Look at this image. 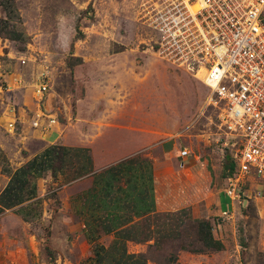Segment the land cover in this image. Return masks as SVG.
<instances>
[{
  "label": "rangeland",
  "instance_id": "1",
  "mask_svg": "<svg viewBox=\"0 0 264 264\" xmlns=\"http://www.w3.org/2000/svg\"><path fill=\"white\" fill-rule=\"evenodd\" d=\"M154 1L0 0V141H5L9 151L14 148L12 140H5L12 135L6 131L14 120L12 113L30 124L39 108L55 119L51 128H58L64 113L69 117L79 107L87 80L102 89L101 101L116 95L115 99L124 100L122 92H127L136 103L137 117L153 124L152 160L159 166L155 196L164 211L154 215V238L165 235L173 225L174 233L182 235L184 249L196 252L200 249L198 228L209 226V218V228L224 244L209 264H264V180H247L237 191V200L229 201L223 195L232 148L218 127L217 111L207 103L208 89L154 53L155 34L145 22V8ZM11 32L19 39H6ZM42 79L47 88L39 99L34 91ZM19 100L24 103L22 110L16 106ZM29 138L34 148L36 138ZM183 148L188 156L199 154L215 166L208 173L210 194L204 192L209 181L207 173L199 172V164L196 169H180L176 156ZM53 154L58 158L54 167L68 170L71 158L63 159L61 148L54 147ZM138 170L144 174L143 167ZM54 195L53 191L45 195L52 207ZM199 200L200 211L194 217L192 206ZM164 220H168L166 226ZM31 234L10 233L9 251L23 259L35 258L31 247L36 239ZM41 234L46 238L49 233ZM60 234L56 233L53 242L68 264V249ZM1 246L0 233V250ZM44 251L52 262V251L47 246ZM157 253L158 248L154 257L164 260Z\"/></svg>",
  "mask_w": 264,
  "mask_h": 264
},
{
  "label": "crops",
  "instance_id": "2",
  "mask_svg": "<svg viewBox=\"0 0 264 264\" xmlns=\"http://www.w3.org/2000/svg\"><path fill=\"white\" fill-rule=\"evenodd\" d=\"M122 93L124 100L115 99L116 95L101 101L102 89L87 80L79 107L69 117L64 113L58 128H51L54 122L46 125L43 121V129L30 128L27 120L17 116L19 130H6L12 135L5 140H12L14 148L9 151L5 141H0V264H64L53 242L56 233H61L63 247L68 249V264H82L87 259L89 264H209L224 250L209 228V218L208 233L218 249L199 240V250L186 251L182 235L174 233L173 225L165 235L154 238V215L164 211L155 196L159 166L152 160L156 144L153 124L137 117L136 103L127 92ZM23 104L19 100L17 109L22 110ZM32 136L36 138L34 148L28 143ZM54 147L62 149L63 159L71 158L68 170L54 167L58 160ZM177 159L180 169H196L199 164V172L207 177L215 167L199 154ZM24 165L28 169L20 175L17 171ZM142 167L144 174L138 170ZM207 180L203 188L210 194V177ZM17 181L20 184L10 188ZM52 191L54 207L45 198ZM199 203L192 206L193 216L200 211ZM203 205L207 208L206 202ZM10 233L21 237V233H34L30 238L36 239L31 247L35 258L23 259L10 252ZM41 233L49 234L45 238ZM159 239L157 254L164 260L154 257ZM44 246L52 251V262Z\"/></svg>",
  "mask_w": 264,
  "mask_h": 264
},
{
  "label": "built area",
  "instance_id": "3",
  "mask_svg": "<svg viewBox=\"0 0 264 264\" xmlns=\"http://www.w3.org/2000/svg\"><path fill=\"white\" fill-rule=\"evenodd\" d=\"M145 10L156 56L209 91L207 103L232 148L222 193L237 200L247 180H264V0H155ZM45 83L42 79L35 88L39 99ZM12 115L7 131L13 133L18 121ZM34 116V129L44 128L40 121L54 122L39 110ZM187 156L184 148L177 155Z\"/></svg>",
  "mask_w": 264,
  "mask_h": 264
},
{
  "label": "trees",
  "instance_id": "4",
  "mask_svg": "<svg viewBox=\"0 0 264 264\" xmlns=\"http://www.w3.org/2000/svg\"><path fill=\"white\" fill-rule=\"evenodd\" d=\"M6 39H9V40H18V35L15 34L14 32H11V33H8L7 37H5ZM28 166H22L21 168L18 169L17 172L20 173H24L27 171V168ZM227 168L228 170H232V164L231 162L229 161V163L227 164ZM198 238L199 240L202 242L203 245H205L206 247H210L212 249H218L219 248V245L218 244H215V243H212V238L210 237L209 233H208V227H207V224H200V232L198 230Z\"/></svg>",
  "mask_w": 264,
  "mask_h": 264
}]
</instances>
